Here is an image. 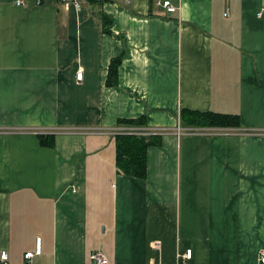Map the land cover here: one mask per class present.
I'll use <instances>...</instances> for the list:
<instances>
[{
	"label": "crops",
	"instance_id": "obj_1",
	"mask_svg": "<svg viewBox=\"0 0 264 264\" xmlns=\"http://www.w3.org/2000/svg\"><path fill=\"white\" fill-rule=\"evenodd\" d=\"M22 1L0 0L5 264H90L94 251L111 264H258L264 0H170L173 13L162 0ZM206 113L240 127L198 125ZM121 128L165 131L142 179L116 167Z\"/></svg>",
	"mask_w": 264,
	"mask_h": 264
},
{
	"label": "trees",
	"instance_id": "obj_2",
	"mask_svg": "<svg viewBox=\"0 0 264 264\" xmlns=\"http://www.w3.org/2000/svg\"><path fill=\"white\" fill-rule=\"evenodd\" d=\"M120 60L112 61L106 81L107 86H113V76L117 75ZM197 124L203 127H240L239 117L231 115H220L213 113L199 114ZM124 124L140 125L142 121H125ZM40 145L43 147H54L53 135H39ZM115 164L117 169L124 175L142 179L146 175V151L149 147L160 144L158 136H132L117 135L115 137Z\"/></svg>",
	"mask_w": 264,
	"mask_h": 264
},
{
	"label": "built area",
	"instance_id": "obj_3",
	"mask_svg": "<svg viewBox=\"0 0 264 264\" xmlns=\"http://www.w3.org/2000/svg\"><path fill=\"white\" fill-rule=\"evenodd\" d=\"M46 0H39L38 4H43ZM59 1L62 6L64 7L65 10H68L70 7L75 6V7H79L80 5L89 3V2H95V3H103V2H108L110 0H57ZM123 1H127V0H123ZM15 5L18 7H22L25 5V3L22 0H15ZM166 12L168 13H173L177 10V7L174 6L170 0H162L159 3ZM81 76L82 74L80 72H78L76 74V81H81ZM84 132H89V133H93L95 132V130H90V129H84L82 130ZM184 130L180 128L179 122L175 128V134L177 137L181 136L184 134ZM43 135H54L57 133V131H47V132H41ZM112 133H114L113 135H132V136H142V137H149V136H162L163 134H165V131L161 128H121V129H114L112 131ZM41 252V240L40 238L36 239V243H35V250L33 252H27L24 254V258L25 260H27L28 262L32 259L33 256L35 255H39ZM191 256V250H186L185 254L183 255L184 259H189ZM7 260V254L6 252H1L0 254V264H5ZM88 260L90 262V264H111L106 256L100 252V251H94L91 252L88 255ZM258 264H264V251H262L259 254L258 257Z\"/></svg>",
	"mask_w": 264,
	"mask_h": 264
}]
</instances>
